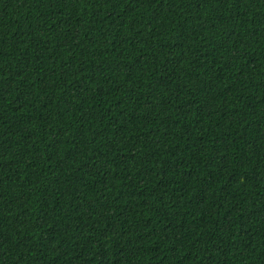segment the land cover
I'll return each mask as SVG.
<instances>
[{
  "label": "trees",
  "instance_id": "1",
  "mask_svg": "<svg viewBox=\"0 0 264 264\" xmlns=\"http://www.w3.org/2000/svg\"><path fill=\"white\" fill-rule=\"evenodd\" d=\"M0 264H264V0H0Z\"/></svg>",
  "mask_w": 264,
  "mask_h": 264
}]
</instances>
